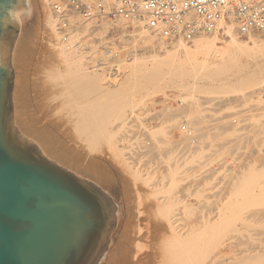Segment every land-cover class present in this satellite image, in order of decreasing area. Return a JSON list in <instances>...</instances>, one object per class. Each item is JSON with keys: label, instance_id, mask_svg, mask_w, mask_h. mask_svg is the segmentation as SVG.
<instances>
[{"label": "rangeland", "instance_id": "rangeland-1", "mask_svg": "<svg viewBox=\"0 0 264 264\" xmlns=\"http://www.w3.org/2000/svg\"><path fill=\"white\" fill-rule=\"evenodd\" d=\"M29 1L30 13L24 11L19 18V32L10 54L13 65L12 120L18 131V126L32 128L29 129L39 135L40 142L47 144L56 158L43 153L45 157L96 185H102L99 187L117 204L119 216L115 210L108 252L100 264H124L129 258L131 264H178L161 255L162 239L154 229L155 223L164 216L158 210L159 204L167 199H173L174 207L181 208L179 216L190 218L189 222L195 226L193 257L206 260L208 253L239 252L247 247L248 262L264 264V68L258 71L260 74L247 78L241 91L192 89L187 79L178 84L142 77L129 79V63L134 61L138 51L147 54L148 50L133 40L130 31L134 23L128 26V22L108 21L107 26L115 34L111 37L108 30L105 32L101 25L92 21L87 23L89 29L78 39L83 42L80 49H90L96 44L102 52L103 44L112 42L120 54L117 59L120 71H116L119 77L110 79L105 68H97L105 73L103 79L106 77L109 85L114 83L109 91L82 89L73 79L77 66H69L65 56L60 55V37L47 23L48 14H53L49 1ZM152 34L161 42L158 35ZM236 35L240 40L251 41L250 37ZM227 39L229 36L218 35V44L224 46ZM84 48L80 50L81 56L85 54L82 63L89 69L101 63L102 58L104 65L108 63V57L102 53L97 51L94 55L93 51ZM77 58H80L79 54ZM238 70L233 66L214 77L219 80L233 73L246 72ZM15 90L19 94L18 101ZM179 99L186 105L180 104ZM155 101L164 112V122L149 132L153 144L158 143L157 154H151L150 158L132 155L134 159L131 160L129 152H133V143L129 120L134 116L140 118ZM16 102L18 119L15 117ZM206 107L213 110L207 111ZM208 113L213 119L210 120ZM183 115L201 136L198 143H191L195 154L176 161L173 140L183 136L178 129ZM83 123L87 124L85 132L81 131ZM171 128H174L172 132ZM27 138L40 147L34 136ZM157 155L163 160L165 170L143 169L147 160H158ZM226 156L238 158L239 167L238 173L223 177V172L214 164ZM58 157L74 164L73 168L59 162ZM129 163L142 170L150 183L149 180H146L147 184L143 180L134 182ZM219 175L223 179L216 183ZM173 176L176 181L171 187L170 177ZM155 180L159 181L155 183ZM170 187L173 188L171 191ZM112 250L116 251L114 257L110 255Z\"/></svg>", "mask_w": 264, "mask_h": 264}, {"label": "water", "instance_id": "water-1", "mask_svg": "<svg viewBox=\"0 0 264 264\" xmlns=\"http://www.w3.org/2000/svg\"><path fill=\"white\" fill-rule=\"evenodd\" d=\"M25 0H0V264H97L116 205L49 160L12 120L10 54Z\"/></svg>", "mask_w": 264, "mask_h": 264}, {"label": "bare ground", "instance_id": "bare-ground-1", "mask_svg": "<svg viewBox=\"0 0 264 264\" xmlns=\"http://www.w3.org/2000/svg\"><path fill=\"white\" fill-rule=\"evenodd\" d=\"M25 1L27 7L17 12L19 18L22 12L24 11H26L28 14L30 13L31 3L29 0H25ZM93 22L94 24L96 23L97 26L99 25V27L101 25L102 29L105 32L106 30H108L107 34L109 36L114 37L115 34L113 33L112 30H110V27L107 26L108 25L107 20H94ZM47 23L48 25H50V27H52L55 35L57 37H60L59 38L60 41L59 45L61 43L60 55L65 56L64 57L65 61L68 62L69 66L71 67L73 65L77 66V73H74L73 75V79L77 84V86L81 87L82 89L84 88L91 91H97L101 89L104 91L111 90L113 88V86L111 85H114V83L112 82V84L109 85L110 81L108 79L105 80L106 77L105 79H103V74L105 75V73L99 72L97 69V67L103 66L104 62L103 65L94 64L93 65L94 68H91L92 66L90 67L91 70L89 69V66L82 63L83 62L82 59L84 58L83 56L85 54L84 55L82 54L83 56H81L80 50L84 47L80 49L83 42L82 43H80L81 41L78 42V39H80L79 37L81 34H83L85 31L89 29L88 24L81 25L79 21V17L74 16L72 18L73 28L71 29L69 36L66 38V40L63 41L61 32L57 28V23H58L57 17L54 14H48ZM130 32H131V36L134 37L133 40L136 42V44L137 43L139 45L142 44V46L144 45L145 47V51L147 49L148 50L146 52L147 54H141V52L138 51L140 52V54H138L137 52V54H135L134 61L129 63V79H137L138 77H142L149 80L171 81L176 84H178L179 81L181 80L187 79L188 86L192 89L206 88V89L214 90L220 88L225 91H241L242 88L244 87V83L246 82V79L250 78L252 75L256 73L258 74L262 70V68H264V37L263 36L261 37L260 35H251L250 36L251 41L240 40L236 35L237 32L235 26L231 23H227L226 25V32L229 36V39L225 40L226 44L224 46H220L218 44V34H213L209 36L208 35L199 36L194 40V42L191 45L183 42H174L168 44L162 38H161L162 40L160 39L161 42H159L154 38L156 36H153L152 34L153 32L148 30L145 27L144 22L141 20H137L134 22V28ZM122 37L125 36L122 35ZM165 44L167 46H165ZM60 46L58 47V49L60 48ZM95 46L91 47L90 49L88 48L86 49L91 50L94 53L95 52L97 53L98 49ZM100 51H98L100 55L102 53V55H105L106 58L108 57L107 52L104 51L100 52ZM133 52H135V50ZM96 53L94 55H96ZM78 54L80 58H77ZM233 66H237L239 68L238 71L242 70L246 72L241 74H239V72L233 73L219 80L214 77L220 71L229 69L230 67L232 68ZM95 68L97 69L96 71L94 70ZM106 70L103 71L106 72ZM263 92H264V84H263ZM18 95H19L18 91L15 90L16 101H18L17 100ZM262 95L264 97V93ZM181 100H183V98ZM262 107L264 110V100ZM15 113H16L15 117L16 119H18L20 115H19V108L17 102L15 104ZM18 127H19L18 132L20 134H22L25 137L34 136L37 139V141H39L38 144L40 146L39 148L41 149L40 151L42 153L49 156V158L51 156L56 158L55 155L51 153L50 150L48 149L49 146L46 147L47 144L44 145V143L40 142L41 140L39 138V135H36L34 134V131H31L32 128L29 127L31 129L30 130L27 126H18ZM86 130H87V124L83 123L81 125V131L85 132ZM35 132H37V130ZM94 133L95 132H93V134ZM93 149L94 148H92V150ZM57 159L59 160V162H62L65 165L69 164L65 160H62L59 157ZM129 165H130L129 168L131 170L129 171L130 173L133 174L131 175L135 179L134 182L137 181L139 182L143 180L142 182L147 184V181L149 179L143 175L142 170L136 167L135 164L131 165L129 163ZM70 166L73 168L74 164L72 165L71 163V165L69 164V167ZM92 166L93 165L89 167ZM170 179H171L170 186L174 187V183L176 179L174 176L170 177ZM156 181L157 180H155V183ZM148 182L150 183V180ZM152 182L154 183V181ZM160 183L163 184V182ZM151 185L150 187L154 186ZM99 186L102 185H98V187ZM157 186L159 188V184ZM171 187L169 191L173 189ZM160 188L161 190L163 189L161 186ZM166 190L167 189H165V191ZM154 191H156L155 188ZM157 191L160 190L158 189ZM172 200L171 199H167L166 201L162 200V202L159 204L160 209L158 208V210H160V213L162 212L164 216L162 218H159L162 221L158 220L159 222L157 221L154 226L155 232L157 231L158 235L160 234L159 236L162 239L161 240L162 244L160 243L162 245V249H161L162 254L161 253L160 254L163 255V257L168 256V258L171 259L173 263L177 262L178 264H250L248 262L250 253L246 252L247 247L245 249L240 250L239 252L232 251L230 253H227V252L218 251L214 255L212 253L211 254L208 253L207 255L205 254L206 260H203L199 257H193L191 248H192V243L195 241L194 239L196 234L195 226L189 222L190 218H183L179 216V214L182 213V211H180L181 208L177 207L178 208L177 209L176 207H174L176 202L172 203L174 202V200L173 201ZM117 211L118 210L116 209V212ZM117 213L119 216V212ZM142 229L143 228L141 227L138 232L139 233L142 232L141 231ZM164 240H166L165 244H164L165 242ZM140 246L143 247V249L145 248L144 247L145 245H140ZM146 247L148 248V246ZM106 249L97 264H100L102 259L105 257L106 253L108 252V249L107 250ZM248 250H250V248ZM244 251L245 254L243 253ZM138 253L139 251L136 254ZM110 255L114 257L116 255V251L112 250ZM131 262L132 260L129 258V260L128 259L125 260L124 264H128V263L131 264Z\"/></svg>", "mask_w": 264, "mask_h": 264}, {"label": "built area", "instance_id": "built-area-1", "mask_svg": "<svg viewBox=\"0 0 264 264\" xmlns=\"http://www.w3.org/2000/svg\"><path fill=\"white\" fill-rule=\"evenodd\" d=\"M49 7L58 19L57 28L63 41L73 28L74 16L79 17L81 25L94 20H107L128 22V26H133L135 21L141 20L148 30L168 44L174 42L192 44L202 35L228 36L227 23L233 24L241 37L264 36V0H49ZM103 50L108 53L109 59H106L108 63L97 68H106L110 79L119 77L116 72L120 71L117 60L120 56L119 51L114 48L112 42L103 44ZM102 62L105 60L99 65ZM180 104L184 102L180 100ZM159 105V102L155 101L143 111L140 118L134 116L129 120L133 143L131 148L133 152H129V159H134L132 155L150 158L151 154H157L158 143L153 144L149 132L164 122L163 108H159ZM206 110L212 111L213 108L206 107ZM207 116L210 120L213 119L211 113ZM178 129L183 136L174 137L176 147L174 154L176 161H182L195 154L191 143H198L201 135L184 115L180 119ZM238 161L236 157L226 156L214 166L217 165L216 168L223 172L224 177V174L238 173ZM156 168L160 171L165 170V164L160 157L156 161L147 160L143 169L158 171ZM208 169L209 167L206 170ZM222 175L218 176L216 183H221L219 179H223Z\"/></svg>", "mask_w": 264, "mask_h": 264}]
</instances>
